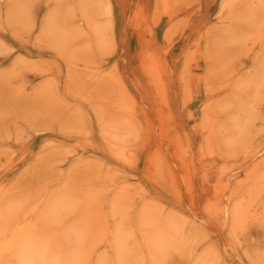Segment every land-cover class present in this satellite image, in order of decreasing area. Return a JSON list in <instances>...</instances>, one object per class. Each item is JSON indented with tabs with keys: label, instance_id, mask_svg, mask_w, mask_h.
<instances>
[{
	"label": "rangeland",
	"instance_id": "374dc122",
	"mask_svg": "<svg viewBox=\"0 0 264 264\" xmlns=\"http://www.w3.org/2000/svg\"><path fill=\"white\" fill-rule=\"evenodd\" d=\"M0 264H264V0H0Z\"/></svg>",
	"mask_w": 264,
	"mask_h": 264
},
{
	"label": "bare ground",
	"instance_id": "6f19581e",
	"mask_svg": "<svg viewBox=\"0 0 264 264\" xmlns=\"http://www.w3.org/2000/svg\"><path fill=\"white\" fill-rule=\"evenodd\" d=\"M256 77V76H255ZM223 210V209H222ZM228 210V209H227ZM38 243V242H37ZM17 246V245H16ZM14 254V253H13ZM29 254V253H28ZM24 255V254H23ZM25 255H26V253H25ZM27 256V255H26ZM50 257V256H49ZM23 258V257H22ZM31 258V257H30ZM21 260V259H20ZM25 260V259H24ZM25 262V261H24ZM27 262V261H26Z\"/></svg>",
	"mask_w": 264,
	"mask_h": 264
}]
</instances>
